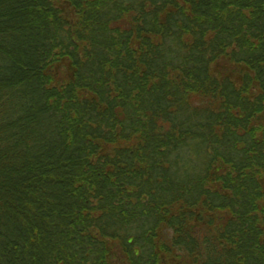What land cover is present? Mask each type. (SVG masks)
<instances>
[{
  "label": "trees",
  "instance_id": "1",
  "mask_svg": "<svg viewBox=\"0 0 264 264\" xmlns=\"http://www.w3.org/2000/svg\"><path fill=\"white\" fill-rule=\"evenodd\" d=\"M0 264H264V0H0Z\"/></svg>",
  "mask_w": 264,
  "mask_h": 264
}]
</instances>
